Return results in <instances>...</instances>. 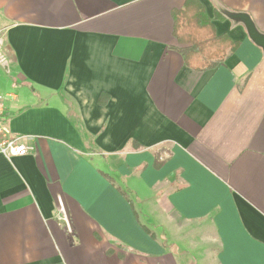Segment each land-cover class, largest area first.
Returning a JSON list of instances; mask_svg holds the SVG:
<instances>
[{
  "label": "crops",
  "instance_id": "1",
  "mask_svg": "<svg viewBox=\"0 0 264 264\" xmlns=\"http://www.w3.org/2000/svg\"><path fill=\"white\" fill-rule=\"evenodd\" d=\"M186 1L0 0V264H264V0H197L201 72Z\"/></svg>",
  "mask_w": 264,
  "mask_h": 264
},
{
  "label": "trees",
  "instance_id": "2",
  "mask_svg": "<svg viewBox=\"0 0 264 264\" xmlns=\"http://www.w3.org/2000/svg\"><path fill=\"white\" fill-rule=\"evenodd\" d=\"M173 36L185 65L196 72L214 69L236 51L238 43L226 36L217 37L211 20L197 0H187L173 13Z\"/></svg>",
  "mask_w": 264,
  "mask_h": 264
},
{
  "label": "built area",
  "instance_id": "3",
  "mask_svg": "<svg viewBox=\"0 0 264 264\" xmlns=\"http://www.w3.org/2000/svg\"><path fill=\"white\" fill-rule=\"evenodd\" d=\"M3 97L0 95V155L6 158L22 157L29 153L30 148L21 138L9 134L5 121L1 118Z\"/></svg>",
  "mask_w": 264,
  "mask_h": 264
},
{
  "label": "water",
  "instance_id": "4",
  "mask_svg": "<svg viewBox=\"0 0 264 264\" xmlns=\"http://www.w3.org/2000/svg\"><path fill=\"white\" fill-rule=\"evenodd\" d=\"M250 36L252 37V39L262 45H264V37L260 36L255 30L250 29Z\"/></svg>",
  "mask_w": 264,
  "mask_h": 264
},
{
  "label": "rangeland",
  "instance_id": "5",
  "mask_svg": "<svg viewBox=\"0 0 264 264\" xmlns=\"http://www.w3.org/2000/svg\"><path fill=\"white\" fill-rule=\"evenodd\" d=\"M4 71H3V69H2V67H0V76L2 75V73H3ZM5 79V82H6V78H4ZM1 82H3V81H1ZM0 82V87H2L3 85V83H1Z\"/></svg>",
  "mask_w": 264,
  "mask_h": 264
}]
</instances>
